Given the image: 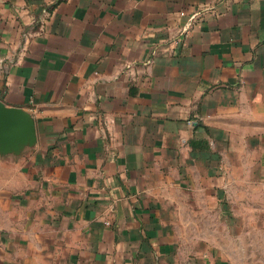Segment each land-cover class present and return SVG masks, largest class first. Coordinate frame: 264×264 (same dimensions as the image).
<instances>
[{
	"label": "crops",
	"instance_id": "obj_1",
	"mask_svg": "<svg viewBox=\"0 0 264 264\" xmlns=\"http://www.w3.org/2000/svg\"><path fill=\"white\" fill-rule=\"evenodd\" d=\"M0 100L36 132L0 155V264H209L180 225L264 183V0H0Z\"/></svg>",
	"mask_w": 264,
	"mask_h": 264
},
{
	"label": "rangeland",
	"instance_id": "obj_2",
	"mask_svg": "<svg viewBox=\"0 0 264 264\" xmlns=\"http://www.w3.org/2000/svg\"><path fill=\"white\" fill-rule=\"evenodd\" d=\"M238 173L228 178L226 212L214 202L209 214L202 208L190 214L183 209L185 219L189 214L195 223L180 225L181 259L204 251L209 264H264V183Z\"/></svg>",
	"mask_w": 264,
	"mask_h": 264
},
{
	"label": "water",
	"instance_id": "obj_3",
	"mask_svg": "<svg viewBox=\"0 0 264 264\" xmlns=\"http://www.w3.org/2000/svg\"><path fill=\"white\" fill-rule=\"evenodd\" d=\"M36 141L31 114L18 106L0 100V155L19 154Z\"/></svg>",
	"mask_w": 264,
	"mask_h": 264
}]
</instances>
